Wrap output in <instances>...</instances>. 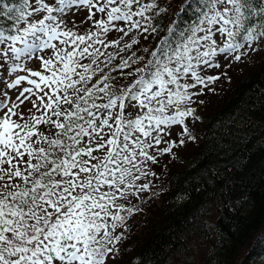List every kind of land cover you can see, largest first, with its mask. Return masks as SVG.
<instances>
[{"label": "snow or ice", "instance_id": "1", "mask_svg": "<svg viewBox=\"0 0 264 264\" xmlns=\"http://www.w3.org/2000/svg\"><path fill=\"white\" fill-rule=\"evenodd\" d=\"M204 9L181 45L162 44L133 68L144 58L120 53L138 43L134 30L157 32L153 16L167 11L158 0H0V69L27 72L6 85L19 90L15 101L0 92V264H109L122 239L115 230L135 211L122 201L149 189L139 183L156 162L149 149L166 143L162 152H171L175 143L161 133L173 126L194 139L190 90L212 91L221 78L198 66L219 68L220 54L241 61L246 47H264V0H205ZM80 10L92 30L67 26ZM113 31L119 38L107 40ZM32 59L36 70L26 67ZM117 59L111 72L130 81L122 88L106 71ZM187 75L194 83L181 82Z\"/></svg>", "mask_w": 264, "mask_h": 264}, {"label": "trees", "instance_id": "2", "mask_svg": "<svg viewBox=\"0 0 264 264\" xmlns=\"http://www.w3.org/2000/svg\"><path fill=\"white\" fill-rule=\"evenodd\" d=\"M204 4L158 0L167 11L153 16L157 32L135 31L138 43L120 56L143 57L135 68L162 44L171 52L199 25ZM252 47L257 50L247 51V64L207 92L200 127L189 128L194 139L185 137L180 154L175 151L142 178L150 186L118 227L122 239L112 255L117 264H264L258 262L264 261V241L258 240L264 234V47L260 41ZM118 62L106 71L122 88L130 81L111 72Z\"/></svg>", "mask_w": 264, "mask_h": 264}, {"label": "rangeland", "instance_id": "3", "mask_svg": "<svg viewBox=\"0 0 264 264\" xmlns=\"http://www.w3.org/2000/svg\"><path fill=\"white\" fill-rule=\"evenodd\" d=\"M87 16V12L85 10H80L78 11L75 15L72 14H68L66 16V24L68 27H72L73 30H78L80 32H85V31H90L92 30V26L90 25V23L88 21H84V23H81L82 20H84V18ZM137 30H134V32ZM133 32V33H134ZM138 33H140L139 31H137ZM141 34V33H140ZM200 34V33H198ZM120 34L113 31L112 33H110L107 36V40H112L114 38H119ZM103 38V37H102ZM125 41L128 42V38H124ZM218 43L222 44V40L218 39ZM254 45V44H253ZM252 45V46H253ZM102 51H109V52H116L117 50L115 48H110V49H101ZM250 50V48H245V55L243 56L241 61H235L234 59H232V54L229 53L227 55L224 54H220L218 56V61L221 64V67L219 68H206L203 65L198 66V71L200 72V74L202 76H208V75H220V79L218 81H216L214 84L208 85L207 87L212 88L213 90L211 92L216 91L217 86H219L221 84V81L224 80V82H227L230 78V71H236L234 68H237V66L239 67L241 64H247V57L248 54L247 51ZM123 53V52H122ZM121 54V53H120ZM45 55L47 56L48 54L45 53ZM116 60H114L113 62H115ZM216 61H214L215 63ZM25 64L26 67L29 69H33L36 70L39 68V64L40 62L36 59H32V60H25ZM226 73V75H225ZM27 72L23 71V70H17L15 73L13 72H5L3 71V69H0V77H2V79H0V92H7L8 96L7 99L11 100V101H15L16 96L19 94V90L18 89H7L6 85L7 83L11 82L12 79L15 78V76L18 75H26ZM231 78H232V74H231ZM181 82H188V83H194V81H192L190 75L184 76L181 78ZM223 83V82H222ZM24 86H28L25 82ZM205 86H197V88L195 89H191L190 91H193L194 93H196V95L194 96V99L192 100V102L187 105L188 107H192L195 109V113H194V119H195V126L194 127H189V125L192 124V116L186 117V124L188 126V128H199L200 127V119H197V117L199 116L198 114L200 112L203 111L202 105L203 102L205 100L206 94L209 91L204 90ZM0 99H4L3 96H0ZM30 107L27 102L25 103V105L23 106L24 110L27 111V108ZM181 132V128L178 126H173L171 128L170 134L169 135H165L163 133H161V135L164 137V140L170 141V142H174L175 143V147L172 149L171 152L168 153H164L162 152L163 147H166L167 144L166 143H162L161 145H154L151 149H149V153L154 155L156 158V162L153 163L151 161L147 162L146 168L144 169L145 171L148 170H155V168L157 167V165H161L162 161L165 158L171 157V156H175L174 152L177 151L178 154L181 153V149L183 147L179 146V140L184 139L185 137L182 135H179V133ZM185 141V140H184ZM151 142V141H149ZM186 147V146H185ZM144 179V177H143ZM139 183H147L146 181H141ZM142 192H140L139 194H141ZM139 196V195H138ZM137 196H130L128 201H122L123 203L126 204V206H130L134 200H136ZM127 216V215H126ZM116 232L118 231V228L115 230ZM113 247V245H112ZM258 262L262 263L264 262L262 259L259 260ZM118 263V259H115L113 256L112 258L109 260V264H117Z\"/></svg>", "mask_w": 264, "mask_h": 264}]
</instances>
